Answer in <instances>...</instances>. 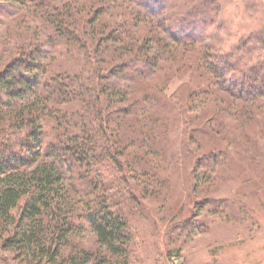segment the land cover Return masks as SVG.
<instances>
[{
	"label": "rangeland",
	"instance_id": "1",
	"mask_svg": "<svg viewBox=\"0 0 264 264\" xmlns=\"http://www.w3.org/2000/svg\"><path fill=\"white\" fill-rule=\"evenodd\" d=\"M38 2L56 9L72 5L76 34L91 45V58L106 33V59L129 65L125 73H109L114 62H107L101 79L93 68L86 74L103 81L123 109L113 114L121 116V146L135 153L134 159L126 157L135 199L127 207L131 235L124 250L101 241L83 217L94 198L82 188L83 175L54 166L65 211L74 214L62 257L49 263L41 249L4 251L0 243V264H62L64 257L103 264H264V0H164L155 13L130 0H0V74L23 55H31L36 67L30 81L4 77L2 87L20 89L21 96L1 106L2 129L13 130L8 118L18 120L23 109L37 111L47 149L65 131L76 132L64 120L75 125L77 110L85 107L54 106L44 84L79 77L87 62L58 41ZM185 17L195 33L178 44L168 27ZM119 23H129L130 30L113 40ZM210 51L232 56L225 75L215 76L204 62ZM142 56L155 64L145 68ZM243 75L252 82L259 78L262 93L241 97L248 83ZM180 98L184 103H177ZM185 104L189 108L181 109ZM45 159L41 155L39 163ZM129 192L122 194L131 199Z\"/></svg>",
	"mask_w": 264,
	"mask_h": 264
},
{
	"label": "trees",
	"instance_id": "2",
	"mask_svg": "<svg viewBox=\"0 0 264 264\" xmlns=\"http://www.w3.org/2000/svg\"><path fill=\"white\" fill-rule=\"evenodd\" d=\"M130 1H138L154 13L159 12L158 2L164 3V0ZM36 5L42 11L43 18L48 19V24L57 33L58 41L63 42V46L72 45L74 51L83 54L87 62H85L84 71L78 73L79 77L73 74L71 77L52 79L44 84L45 90L55 97L54 106L58 102H63L72 107L80 104L85 109L77 110L75 125H72V120H70L71 124L64 120L67 127H73L76 132L65 131L56 139V143L49 145L47 149H43L44 134L36 126V117H39L37 111L33 112L30 108H25L21 111L22 117L18 120L8 118L9 126L13 130L2 129L5 118H2L3 111L0 112V243L2 249L18 252L21 249L24 251H32L31 248L41 249L49 263H54L62 257L61 251L67 245L70 233L74 232L73 222L70 221L74 218V214L65 211L68 209L65 197L57 190L59 187L61 189V175L56 169L60 165L69 168L79 179L83 175L81 181L86 183L82 185V188L86 189L85 193H91L94 196L93 200L88 202L83 216L86 223L95 229L101 241L112 245L118 244L117 248L124 250L131 235L127 207L135 200L127 180L129 166L126 163V157L134 159L135 153L127 146L120 144L121 116L113 113L123 109L113 102L100 79L107 75L104 71L107 62H114L109 73L115 71L125 73L129 65L115 63L114 58L106 59L111 49L106 33H103L105 39L100 40L97 45L93 42L96 47L91 58V45L76 34L80 29H78L79 23L75 19V10L72 5L59 9L51 3L44 6V3L38 2ZM191 23L192 21L187 17L183 18L179 24L173 25V21L171 22L168 28L172 29L171 36L173 35L172 38L176 43H187V40L195 33ZM128 24L119 23L116 26L113 40L121 38L124 30H130ZM187 26L189 27L186 28ZM105 27L110 29L111 26L107 23ZM94 59L96 60L92 65L90 60ZM142 59L145 68L155 64L148 56H142ZM203 59L204 62H208V67L215 76H223L231 69L232 56H221L215 51H210L204 55ZM33 61L31 55H23L6 73L0 74L1 110L4 109L1 106L10 105L12 99L21 96L20 89H9V84H6L7 89L2 87L4 77L12 74L13 80L14 76L16 79L20 77L27 81L32 80L36 75ZM91 68L96 77H100L96 83L92 81L90 74H86ZM84 74L87 79L83 76ZM243 77L248 83L240 88L241 97H254L262 93L259 78L253 79L252 82L246 75ZM19 82L22 84V81ZM52 82L53 85L50 84ZM54 85L55 89L52 87ZM181 99L177 103H184ZM166 105L170 109L178 108L170 103ZM50 106H52L51 103ZM180 108L188 109L189 104L180 105ZM100 110L108 114L103 117ZM41 155L46 159L50 158L51 161L45 159L39 163ZM106 176L112 177V181L107 180ZM111 189L116 190L115 193H109ZM126 190L130 191L131 199L122 194ZM96 261L84 259L78 263L75 257H64L62 264H103Z\"/></svg>",
	"mask_w": 264,
	"mask_h": 264
}]
</instances>
